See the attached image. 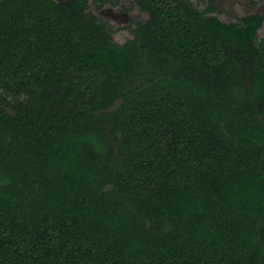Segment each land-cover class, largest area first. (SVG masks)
I'll return each instance as SVG.
<instances>
[{
	"label": "trees",
	"instance_id": "trees-1",
	"mask_svg": "<svg viewBox=\"0 0 264 264\" xmlns=\"http://www.w3.org/2000/svg\"><path fill=\"white\" fill-rule=\"evenodd\" d=\"M0 0V264H264L263 15Z\"/></svg>",
	"mask_w": 264,
	"mask_h": 264
},
{
	"label": "rangeland",
	"instance_id": "rangeland-1",
	"mask_svg": "<svg viewBox=\"0 0 264 264\" xmlns=\"http://www.w3.org/2000/svg\"><path fill=\"white\" fill-rule=\"evenodd\" d=\"M219 9L218 16L223 21H237L240 16L247 13L258 12L263 15V24L259 29V36L264 34V0H216ZM88 10L97 16L105 19L111 26L118 28L113 33V39L123 43L132 37L131 31L126 25L144 21L147 18L145 11H142L134 0H119L115 5L104 4L96 6L89 3Z\"/></svg>",
	"mask_w": 264,
	"mask_h": 264
}]
</instances>
